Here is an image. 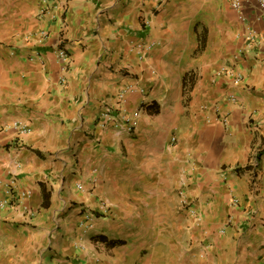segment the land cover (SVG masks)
Returning a JSON list of instances; mask_svg holds the SVG:
<instances>
[{
  "label": "crops",
  "instance_id": "1",
  "mask_svg": "<svg viewBox=\"0 0 264 264\" xmlns=\"http://www.w3.org/2000/svg\"><path fill=\"white\" fill-rule=\"evenodd\" d=\"M9 182L0 264H264L258 0H0Z\"/></svg>",
  "mask_w": 264,
  "mask_h": 264
},
{
  "label": "built area",
  "instance_id": "2",
  "mask_svg": "<svg viewBox=\"0 0 264 264\" xmlns=\"http://www.w3.org/2000/svg\"><path fill=\"white\" fill-rule=\"evenodd\" d=\"M241 1L242 0H230V4L234 9L239 10ZM258 6H259L260 10L262 11V13H264V0H258ZM249 37L252 39L251 35ZM136 49L140 50V49H142V47L140 45H137ZM54 53L56 55V58L58 60H60L62 63H67L69 61V53L63 44L57 45L56 48L54 49ZM141 54H143V53L141 52ZM227 72L231 73L230 70ZM233 79L235 81H240L241 75L239 73H237L234 75ZM61 81L63 82L64 79H61ZM125 92L126 91H122L121 94H119L121 99H122ZM132 127H133V123L130 122L129 119H126L125 120V128L127 130H131ZM14 128L16 129L17 133L21 134V135L27 134L31 131V128L29 127V125L22 120H17L14 123ZM6 192L9 195V198L8 199H0V211L4 208H7V207H13L14 208L19 202H22L29 195L28 190H17L14 187L13 182H9ZM237 202L238 201L236 198H234V197L231 198V204L236 205ZM89 218H90V213L87 212L85 214V219L89 220ZM88 226H90V224L86 225V227H88Z\"/></svg>",
  "mask_w": 264,
  "mask_h": 264
},
{
  "label": "trees",
  "instance_id": "3",
  "mask_svg": "<svg viewBox=\"0 0 264 264\" xmlns=\"http://www.w3.org/2000/svg\"><path fill=\"white\" fill-rule=\"evenodd\" d=\"M192 84H193L192 74L185 75L184 80H183V85L184 86L188 85L191 88ZM149 111H151L150 107H149ZM151 112L157 113L158 109L154 108ZM98 240H102V241L106 242L107 245H110V246H113L116 244H122L121 240H108L107 241L104 236H98Z\"/></svg>",
  "mask_w": 264,
  "mask_h": 264
},
{
  "label": "rangeland",
  "instance_id": "4",
  "mask_svg": "<svg viewBox=\"0 0 264 264\" xmlns=\"http://www.w3.org/2000/svg\"><path fill=\"white\" fill-rule=\"evenodd\" d=\"M184 222H185V220H184ZM262 224V223H261Z\"/></svg>",
  "mask_w": 264,
  "mask_h": 264
}]
</instances>
